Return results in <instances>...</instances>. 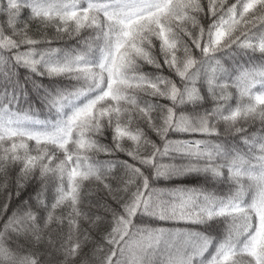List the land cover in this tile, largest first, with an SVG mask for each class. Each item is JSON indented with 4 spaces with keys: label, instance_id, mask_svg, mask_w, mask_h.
<instances>
[{
    "label": "snow or ice",
    "instance_id": "6c2138e0",
    "mask_svg": "<svg viewBox=\"0 0 264 264\" xmlns=\"http://www.w3.org/2000/svg\"><path fill=\"white\" fill-rule=\"evenodd\" d=\"M0 264H264V0H0Z\"/></svg>",
    "mask_w": 264,
    "mask_h": 264
},
{
    "label": "trees",
    "instance_id": "16d2710c",
    "mask_svg": "<svg viewBox=\"0 0 264 264\" xmlns=\"http://www.w3.org/2000/svg\"><path fill=\"white\" fill-rule=\"evenodd\" d=\"M74 43L73 40H69L67 37L64 38V40L61 41H57L53 44V47H67V46H71ZM245 59H247V57H245ZM146 71L148 72H153L154 69L151 68V66H148L146 69ZM42 83H44L45 85L48 86H56V85H60V86H64L68 84V81L66 80H58V81H49L47 78H41ZM29 101L36 107V108H40L42 110V115L43 113V105L40 103L38 95L36 93H32V95L29 97ZM161 103H167V101H161ZM211 102L209 101L206 104H202V105H198V106H192V105H186L184 106V110L191 112V111H200L203 108H207L210 107ZM25 107H27V104H25ZM173 139H199L200 137L197 136H191L188 134H177L173 137H171ZM153 139L157 140L158 142V138L155 137V135L153 134ZM101 159H103L104 157L101 156ZM121 159H129V162H132L130 160V158L125 157L123 154L121 155ZM158 183L160 184V186L164 187H173V186H177V185H186L189 187L192 186H199V185H205L208 183V181L206 180L205 176L202 174H197V173H192V174H188V175H182V176H176V177H171L169 179H162L160 181H158ZM209 186L215 187L217 190L219 191H226L227 190V186L226 185H216V184H211ZM38 188V183L33 181L30 184H28L23 190H21L19 196H13V199L10 203L9 206V212L8 214H11V211L16 208L17 206L21 205L24 201L28 200L30 203H32V201L30 200V197L35 195V191ZM162 226L165 227H181V228H200L202 230L203 226H198V225H193V224H189L187 222H160ZM44 249L41 248V252H43Z\"/></svg>",
    "mask_w": 264,
    "mask_h": 264
}]
</instances>
